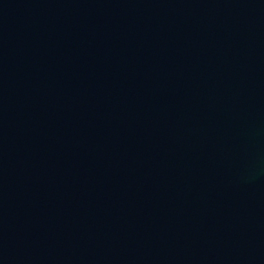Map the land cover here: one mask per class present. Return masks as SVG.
<instances>
[{
  "label": "water",
  "instance_id": "1",
  "mask_svg": "<svg viewBox=\"0 0 264 264\" xmlns=\"http://www.w3.org/2000/svg\"><path fill=\"white\" fill-rule=\"evenodd\" d=\"M0 264H264V0H0Z\"/></svg>",
  "mask_w": 264,
  "mask_h": 264
}]
</instances>
